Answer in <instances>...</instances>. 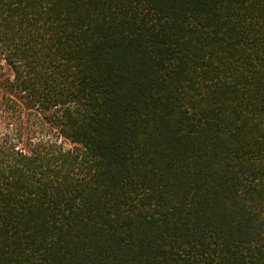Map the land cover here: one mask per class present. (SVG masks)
I'll return each mask as SVG.
<instances>
[{"label":"trees","instance_id":"1","mask_svg":"<svg viewBox=\"0 0 264 264\" xmlns=\"http://www.w3.org/2000/svg\"><path fill=\"white\" fill-rule=\"evenodd\" d=\"M0 264H264V0H0Z\"/></svg>","mask_w":264,"mask_h":264}]
</instances>
